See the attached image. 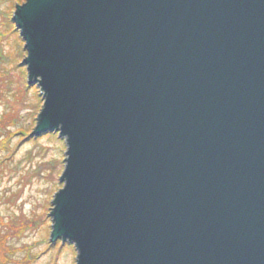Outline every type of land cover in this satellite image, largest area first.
Segmentation results:
<instances>
[{"label":"water","instance_id":"95a60500","mask_svg":"<svg viewBox=\"0 0 264 264\" xmlns=\"http://www.w3.org/2000/svg\"><path fill=\"white\" fill-rule=\"evenodd\" d=\"M32 135L66 142L50 240L76 264H264V0H25Z\"/></svg>","mask_w":264,"mask_h":264},{"label":"rangeland","instance_id":"374dc122","mask_svg":"<svg viewBox=\"0 0 264 264\" xmlns=\"http://www.w3.org/2000/svg\"><path fill=\"white\" fill-rule=\"evenodd\" d=\"M17 4L21 2L0 0V215L5 222L15 217L38 222L34 229L8 239L13 246H22L17 256H23L24 245L29 244L36 257L33 264H76L73 243L50 240L49 211L55 192L62 187L59 175L66 142L55 131L32 135L43 97L36 84L27 83L24 41L11 20Z\"/></svg>","mask_w":264,"mask_h":264},{"label":"trees","instance_id":"16d2710c","mask_svg":"<svg viewBox=\"0 0 264 264\" xmlns=\"http://www.w3.org/2000/svg\"><path fill=\"white\" fill-rule=\"evenodd\" d=\"M23 1L24 0H13L14 3H18V2L22 3ZM2 59H3V56H0V61H2ZM0 74H1V80H2L3 79L2 72H0ZM9 116L10 117L8 118V121H11L13 116L12 114H9ZM49 163H51V166L54 167V164H52L53 162H49ZM44 221H45V218L43 217L40 218V222H44ZM37 223L38 222L36 221V219L27 218V217H24V218L15 217L5 222L3 221L2 216L0 215V225H5L4 230L0 229V264H33L35 263L36 257L34 254L30 252L31 245L25 244L24 246L27 247L26 253L23 256H17V253L21 250L20 248L22 246L21 247L13 246L11 242L10 243L8 242V239L11 236H17V235L19 236L25 231L34 229ZM47 264H50V263H47Z\"/></svg>","mask_w":264,"mask_h":264}]
</instances>
